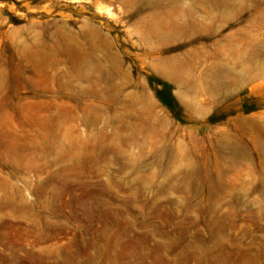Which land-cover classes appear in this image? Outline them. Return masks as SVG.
I'll return each instance as SVG.
<instances>
[{
	"label": "rangeland",
	"instance_id": "obj_1",
	"mask_svg": "<svg viewBox=\"0 0 264 264\" xmlns=\"http://www.w3.org/2000/svg\"><path fill=\"white\" fill-rule=\"evenodd\" d=\"M0 264H264V0H0Z\"/></svg>",
	"mask_w": 264,
	"mask_h": 264
},
{
	"label": "trees",
	"instance_id": "obj_2",
	"mask_svg": "<svg viewBox=\"0 0 264 264\" xmlns=\"http://www.w3.org/2000/svg\"><path fill=\"white\" fill-rule=\"evenodd\" d=\"M159 85H161L164 89H168V86L164 83L158 82Z\"/></svg>",
	"mask_w": 264,
	"mask_h": 264
}]
</instances>
